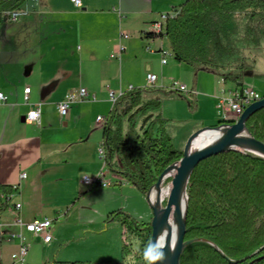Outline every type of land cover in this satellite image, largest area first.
I'll use <instances>...</instances> for the list:
<instances>
[{
  "label": "crops",
  "instance_id": "1",
  "mask_svg": "<svg viewBox=\"0 0 264 264\" xmlns=\"http://www.w3.org/2000/svg\"><path fill=\"white\" fill-rule=\"evenodd\" d=\"M80 1L81 6L75 7L71 0H24L18 23L5 22L0 29V93L6 97L0 102V184L15 189L0 206V264L17 251L19 242L13 235L19 233L28 247L24 264L55 260L125 264L120 260L121 230L108 225L115 222L105 220L116 210L137 217L135 210L128 208L129 196L138 202L144 197L125 180L115 181L116 188L127 185L124 190L107 187L94 193L79 183L83 176L107 171L99 151L105 118L113 106L109 94L118 98L129 88L146 85L148 74L156 75L168 65L174 69L186 66L172 55L174 63L169 64L167 58L162 65L160 49L171 53L166 38L145 37L160 15L186 0ZM132 63L137 76H144L143 82L131 79ZM233 67L227 63L220 72L198 70L205 74L201 89L209 95L206 102L216 106L222 119L219 102L234 90L249 88L257 92V88L264 93L262 81L248 80L249 76H263L255 74L254 66L249 71L243 66ZM186 68L183 70L189 75L195 71ZM233 70L231 76H238V81L224 82L222 74ZM156 77L153 87L158 81L160 87L164 86L162 74ZM25 88L30 89L27 102ZM79 89H85L88 97L72 103L66 118L61 119L57 105ZM190 91L188 97L199 94ZM36 105H40L39 125L26 119ZM98 117L104 121L97 122ZM21 174L26 178L20 179ZM80 200L83 205L92 203L88 221H81L80 209L74 206ZM45 218L51 221L50 228L58 222L51 232L48 229L49 242L27 233L15 222L20 219L25 224ZM93 232L106 234L99 237V243H93L87 237ZM76 240H84V244L63 248Z\"/></svg>",
  "mask_w": 264,
  "mask_h": 264
},
{
  "label": "trees",
  "instance_id": "2",
  "mask_svg": "<svg viewBox=\"0 0 264 264\" xmlns=\"http://www.w3.org/2000/svg\"><path fill=\"white\" fill-rule=\"evenodd\" d=\"M23 3L0 0V29L5 23L4 13L20 9ZM178 9V14L166 21L165 38L174 60L195 71L225 69L209 54L218 22L243 13L264 25V0H186ZM246 29L249 40L259 46V34L249 24ZM145 37L151 39L148 30ZM222 76L224 82L239 79L229 73ZM158 92L154 87H144L121 94L105 118L100 145L106 170L144 198L164 170L182 157L166 130L168 120L160 113ZM232 121L221 119L214 127ZM246 127L255 140L264 144V108L248 119ZM170 181L166 179L163 186ZM14 190L0 184L1 207ZM186 196L184 239L195 241L182 251L180 264H264V159L237 151L210 157L192 172ZM109 222L120 226V260L134 256L137 264H145L142 252L151 238L150 223L138 221L122 210L110 212L105 220ZM46 264L84 263L55 260Z\"/></svg>",
  "mask_w": 264,
  "mask_h": 264
},
{
  "label": "rangeland",
  "instance_id": "3",
  "mask_svg": "<svg viewBox=\"0 0 264 264\" xmlns=\"http://www.w3.org/2000/svg\"><path fill=\"white\" fill-rule=\"evenodd\" d=\"M247 24L254 28V33L259 34V46L246 35ZM209 54L211 58L218 66H225V64L229 63L232 66H243L247 71L251 70L254 66L255 74H263V76L259 78L250 77V81H254L258 83L262 81L264 83V25L260 23L258 20H251L248 18L246 14H237L231 20L227 22H218L215 26V36L211 43L209 44ZM169 64H173L174 60L171 56L168 57ZM149 65H147L146 69ZM187 69V66H184ZM233 67V69H234ZM129 74L131 79L134 81H144V76H137L134 70V64L130 65ZM174 69L169 65L168 67H164L162 71L157 70L156 75L160 76L162 74L164 86H159V81L156 84L155 89L159 92L157 96L161 100V115L163 118L168 120L166 125V130L172 138V142L175 148L179 151H183L185 146L189 140V138L194 135L196 132L209 127H214L218 120L222 119L221 113L216 109V106L211 105L208 101L210 98L209 95H206L204 91L201 89L202 79L205 74H202L198 71H193L189 75L186 70ZM239 71L245 70L240 69ZM162 72V73H161ZM230 74H234V70L230 72ZM232 83V81H229ZM173 83L177 85H185L189 90L199 93L198 95L185 96L182 94L172 93L169 88ZM142 86V87H141ZM137 88H144L146 85H141ZM258 94L263 97L264 93L260 89H257ZM206 98H205V97ZM205 99V100H202ZM219 117L220 119H216ZM191 133V134H190ZM190 134V135H188ZM106 176L112 180V182L123 180L118 175H114L109 172H105ZM110 180V181H111ZM169 185L163 186L162 188L166 190ZM128 188L127 185H123L120 188H116L115 186L109 187L107 190H115L121 191ZM101 189H92L90 192H99ZM89 193V192H88ZM87 193V194H88ZM135 193V192H134ZM86 195V194H85ZM124 197H121V200H124ZM140 199V198H139ZM164 199L163 202H165ZM126 201V200H124ZM138 202L135 200L133 196H129L128 200V208L134 209L138 214L137 217H134L138 221H142L145 223H150L152 219V210L150 209L146 198L144 200H140ZM75 208H79V216L81 217V221H88L91 215L92 203H88L87 205H83V200L77 201L74 205ZM67 211V210H66ZM65 211V212H66ZM140 216V217H139ZM61 218H64L62 216ZM58 224L55 222L51 228H49L50 232L52 229ZM108 225H116L120 228V226L116 223H110ZM105 232H93V234L87 233V237L91 238L93 243H99L101 235H105ZM109 237V236H107ZM106 237V238H107ZM99 239V240H98ZM84 244V240H76L74 242H68L63 245V248H67L68 246ZM136 243L134 247H136ZM125 264H137L138 261L134 256L127 258L124 262Z\"/></svg>",
  "mask_w": 264,
  "mask_h": 264
},
{
  "label": "water",
  "instance_id": "4",
  "mask_svg": "<svg viewBox=\"0 0 264 264\" xmlns=\"http://www.w3.org/2000/svg\"><path fill=\"white\" fill-rule=\"evenodd\" d=\"M264 108V97L246 107L238 119L229 124H221L218 127L204 128L192 135L185 149L182 151L181 159L170 165L160 175L157 183L150 189L147 195V203L152 210L151 238L155 241L161 235L162 230L167 240L174 244V251L170 252L167 247L164 248L166 259L163 264H180L179 258L182 251L195 240L185 241V229L187 220L188 199L186 188L188 180L194 169L202 161L223 153L231 151L247 152L264 159V144L255 140L248 132L246 122L257 111ZM220 131L219 138L213 143L192 150L193 141L203 132ZM170 178V192L162 205L161 190L166 179ZM155 193L152 200L151 195ZM184 199V208H181V202ZM173 216V217H172ZM175 219V233L173 234L170 219Z\"/></svg>",
  "mask_w": 264,
  "mask_h": 264
},
{
  "label": "built area",
  "instance_id": "5",
  "mask_svg": "<svg viewBox=\"0 0 264 264\" xmlns=\"http://www.w3.org/2000/svg\"><path fill=\"white\" fill-rule=\"evenodd\" d=\"M71 3L75 7L81 6L80 0H71ZM179 12L178 8H173L168 13H164L160 15L159 20L152 23L148 28V34L151 35V39H164L165 38V24L169 18L175 17ZM23 12L20 9L10 10L4 13V21L9 24H16L20 20ZM124 38H128V36H124ZM150 52H154L152 49L148 47ZM159 54L162 57L161 64L165 65L167 63V58L171 55V53L160 49ZM157 77L153 74H148L146 76V86L153 87L156 83ZM132 88H129L131 90ZM170 92L182 94V95H190L191 91L187 89L185 85H177L173 83L169 87ZM24 101H28V95L30 93L29 88H25L24 91ZM88 97V93L85 89H79L77 92L68 93L62 102L57 105L58 115L61 119L66 118L69 111V106L74 102H81L83 99ZM109 99L111 103H115L117 97L114 93L109 94ZM261 96L254 90L249 88H242L238 90H234L229 94L227 99H222L219 102L218 108L224 112V119L228 118V115L231 116V119H238L242 114L243 110L251 105L252 103L259 101ZM6 97L0 93V102H5ZM29 123L40 124V105H36L32 109L29 110L26 117ZM97 122L102 123L104 119L102 117H98ZM100 156L103 157V152L100 147ZM87 177V179H85ZM26 174H21L20 179H25ZM81 186L87 187L89 189H104L111 186H116V182H112L106 178V174L103 171H99L95 175L92 176H83L79 183ZM167 187V186H166ZM170 187V186H169ZM168 187V188H169ZM167 188V189H168ZM163 189V188H162ZM11 196L8 198L10 199ZM16 208H20V205H16ZM17 225L22 227L27 233L32 235H39L43 238L45 242L50 241V236L48 234V229L51 226V221L47 218L41 220H34L29 223H22L20 219L15 221ZM13 237L17 238L19 242L18 249L15 253L11 254L8 262L2 264H24L25 256L28 252V247L26 243V238L21 234H14Z\"/></svg>",
  "mask_w": 264,
  "mask_h": 264
},
{
  "label": "clouds",
  "instance_id": "6",
  "mask_svg": "<svg viewBox=\"0 0 264 264\" xmlns=\"http://www.w3.org/2000/svg\"><path fill=\"white\" fill-rule=\"evenodd\" d=\"M85 179H87V177ZM165 247H167L170 252L174 251V244L167 240L162 230L161 235L158 236L154 242L148 241L144 246L142 255L145 264H163V261L166 259L163 251Z\"/></svg>",
  "mask_w": 264,
  "mask_h": 264
},
{
  "label": "bare ground",
  "instance_id": "7",
  "mask_svg": "<svg viewBox=\"0 0 264 264\" xmlns=\"http://www.w3.org/2000/svg\"><path fill=\"white\" fill-rule=\"evenodd\" d=\"M220 131H206L203 132L202 134H200L192 143V150L193 149H198L200 147H204L207 146L211 143H213L214 141H216L219 136H220ZM170 192V187L166 190L162 189L161 190V200L162 202L164 201V199H166L169 195ZM155 198V193L153 192L151 195V199L153 200ZM181 208L183 210L184 208V199L181 202ZM173 217V216H172ZM170 219V222L172 224V228H173V234L175 233V219L172 218Z\"/></svg>",
  "mask_w": 264,
  "mask_h": 264
}]
</instances>
